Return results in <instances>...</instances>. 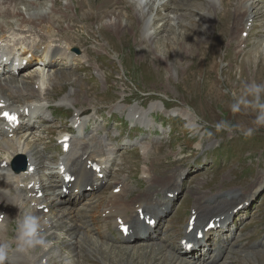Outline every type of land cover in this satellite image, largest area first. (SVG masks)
Returning <instances> with one entry per match:
<instances>
[{
  "label": "rangeland",
  "instance_id": "374dc122",
  "mask_svg": "<svg viewBox=\"0 0 264 264\" xmlns=\"http://www.w3.org/2000/svg\"><path fill=\"white\" fill-rule=\"evenodd\" d=\"M56 1L45 4L47 3V7L55 6L60 12L57 17L55 15V21L57 30L64 29V33L57 36L71 42L75 49H79V55L88 51L90 62L84 58V62L75 70H70L67 77L63 75L58 86L51 91L52 100L49 103L57 112V119L43 133L35 134L39 138L38 147L46 146L48 152L46 157H43V162L47 163L45 176L49 172L57 171L56 159L61 155V145L57 138L59 139L64 131H71V120L78 108H91L89 115L94 113V109H98L100 112L95 116L97 123L91 124L100 127L99 131H105L114 137L124 133L127 136L125 127L131 129L133 123L137 122L139 123L136 125H145L146 130L131 139L126 137L127 142H136L145 137L137 147L130 151L121 149L115 152L116 162L113 165L108 189L91 198L89 200L91 203H85L90 204L87 208L76 209L71 206L77 214L82 215L83 221L88 222L87 225H82L84 231L85 228L94 227L90 236L98 238L96 240L104 244L103 249L113 244L121 250V253L115 256L116 262H112V257H101L95 254L97 252L89 251V248L86 249L88 245L80 248L70 244L76 240V234L73 231L62 230L55 239H51L50 255H43L42 250L38 249L30 251L31 258L35 256L38 260L48 259L51 264H160L162 252L152 257L157 252L154 249L156 247H146L143 244L126 245L128 243L122 238L120 239L122 244L112 243L110 237L112 234L106 233L108 239L99 234L105 231L106 220L109 221L110 229L113 226L110 219H106L107 214L101 217V210L105 207L103 203H108L110 193L119 194L116 193L119 188L115 189V181L120 178L125 180L124 183L128 181L127 185H130L131 181L136 189L130 195V200H134L136 196L138 197L136 200L140 199L146 193L147 187V183L142 180V173L148 168L145 164L151 158L157 174L156 179L158 178L156 188H161L160 184L171 181L168 177L173 173H185L183 190L180 196L170 203L177 207L163 228L165 232L161 241L168 236L165 241L169 245L168 250L182 249L179 240L183 237L182 231L196 205L202 206L211 197L232 192L230 190H236L245 196L239 209L233 213V216L240 213L239 218L242 219L235 232L230 230L227 234L230 236L231 245L235 237L236 240L242 241L236 242L238 243L234 247L236 250H239L244 242L249 248H253L255 244H264V129L251 138H245L239 132L217 133L213 127L222 119L247 125L253 118L250 114L233 115L229 111L228 102L230 93H238L243 83L253 81L264 83L263 14L256 17L253 28L244 34L240 33V38L235 37L232 42L231 37L232 35L234 37L236 30L234 10L237 0H225V3L222 0V9L220 0H178L174 9L163 8L159 0L151 7L153 11L150 15L140 21L131 13L128 5L116 3L117 0H107L108 5L101 6V10L96 8L102 0H74L77 4L75 12L67 3L68 0ZM254 2L261 3L259 6L263 5L257 0ZM211 5H215L218 11L212 12ZM64 6L69 8L63 9ZM62 11L67 14H61ZM126 12L129 20L124 16L127 15ZM112 16L113 19L120 16L124 20L126 26L124 25L122 34H116L113 29H102L103 24L108 23ZM153 18L156 19L155 29L159 28L157 31L161 33L150 42L145 40L144 34L149 27H146V21L151 22ZM68 26L72 28L67 31ZM168 29L172 31L162 32ZM156 39H159V43H156ZM257 48L262 51L254 54L258 51ZM28 74L35 72L31 70L20 76H25L31 85L35 75L28 77ZM76 90L80 96L79 105L76 107L57 105L62 99H71ZM72 101L75 102L74 99ZM196 126L200 128L198 133L189 131V127ZM152 128L159 129L161 136L156 138L151 134L149 131H153ZM207 132H212L213 135L208 136ZM105 140L110 144L111 138L108 139L106 136ZM152 142L157 147L150 150L149 157H146L145 146ZM20 157L24 159L25 156L22 154L15 156L12 164L22 163L23 159ZM157 159H161L163 165L157 166L159 163L156 162ZM169 162L171 164L167 165ZM163 168H167L169 172ZM246 192L250 193L245 194ZM158 198L160 195L154 197V200ZM179 205L181 209L177 211ZM242 205L245 206L242 208L244 211H240ZM60 206V212L70 207ZM92 207L93 210H97L85 218ZM41 211L45 214L50 213L49 208L45 210L42 208ZM1 212L3 209L0 205V214ZM133 212L135 208L131 211ZM243 214L246 216L241 217ZM89 216H96V219ZM1 217H4V214ZM67 217L68 221L69 218L77 220L74 213ZM66 225L67 223H63V228ZM14 230L15 222L10 227L8 241L13 239ZM58 236L64 244L58 243ZM207 250L210 251L208 248ZM112 255L114 256L115 252ZM75 257H78L77 263L74 261ZM182 257L192 261L198 260V257H195L196 259L186 255ZM200 260L202 261V258ZM240 264H264V253L255 254L251 256L250 261Z\"/></svg>",
  "mask_w": 264,
  "mask_h": 264
},
{
  "label": "bare ground",
  "instance_id": "6f19581e",
  "mask_svg": "<svg viewBox=\"0 0 264 264\" xmlns=\"http://www.w3.org/2000/svg\"><path fill=\"white\" fill-rule=\"evenodd\" d=\"M54 1L57 2L56 0ZM68 1L67 3L71 5V9L73 8V11L75 12V10H77V4H75L74 0ZM157 1L159 0H117L116 3L123 4V6L128 5L132 10L131 13L140 21L150 15L151 11H153L151 7L156 4ZM254 1L255 0H253V2L252 0H237V6L234 10V28L236 29V35L234 34V37L232 35V42L235 37L239 39L241 34L246 33L245 31L250 30L254 27L255 21L257 20L256 17H260V15L262 14V16H264V0H257L259 2H262V6H259L261 3H256ZM45 2L53 3V0H0V43L3 48L4 55L8 54L15 58H20V61H23L25 59H28L29 55L35 54L34 61H36L37 63H44L43 69H34L35 74H28V77L35 75L33 83L31 85L28 84L29 81L24 78L25 76H20L22 75V73H20L18 77H15L8 73V67L4 68V74L1 73L0 69V105L2 108L6 106L8 110L14 109L15 111H19L20 109H26L38 104L43 111V115H45L44 110H50L53 115L54 111L49 103V101L51 102L52 100L51 91L58 86L59 80L63 75L65 77L70 75L68 73L69 70L67 69L65 70L55 68H58L60 65H63V62H66V67H69L71 69L76 66L75 61L80 60L73 51V49H75L73 47V44L71 42H68L65 38L57 36V34L64 33V29L57 30V21H55V15L57 17L58 15H60V12H58L55 6L47 7V3L45 4ZM159 3L160 6L165 9H174L175 5L178 4V0H160ZM223 3H225V0H223ZM220 4L222 9V0H220ZM106 5H108L107 0H102L101 4L99 3L96 10H101V6ZM65 6L63 7V9L65 8L67 10L69 6ZM211 10L212 12L217 10L215 5H211ZM61 14L66 15L67 13L65 14V12L62 11ZM126 14L127 15L124 16L129 20L128 12H126ZM176 19L178 20L179 16H177ZM250 19H252L251 25H249ZM261 21L263 22V20ZM155 22V18H153L151 22L146 21V27L149 26V31L147 30V32L144 34V37L145 40H148L150 42L153 41V38H157V35L161 33V31L159 33L157 31L159 28L155 29ZM179 23L180 21L178 22V24ZM124 25L126 26L122 17L119 16L113 19L112 16L110 17L108 23L103 24L102 29H113L116 34H122L125 29ZM262 25H264V23ZM70 28H72V26H68L67 31ZM168 31L172 30L168 29L163 30L162 32ZM156 43H159V39H156ZM256 50L258 51H255L254 54L262 51L261 49L259 50V48H257ZM37 52H41V58L37 57ZM82 54L83 55L81 58H86L87 62H90L89 52L86 51ZM46 57H50L48 61L44 60V58ZM81 61L84 62V60ZM28 69L26 70L28 71ZM25 71H23V73L25 74L31 72V70L28 72ZM73 95L74 96L71 97V99H62L61 101H59V104L57 103V105H61L64 107L65 105L76 107L80 103V96L77 94V90L74 91ZM73 99L75 102L72 101ZM6 108L1 109L0 112H3ZM90 111L91 108L89 107L77 109L71 122L73 124L79 121L82 122L80 126L83 127V137L85 139L76 142L75 138H72L70 140L71 152L67 155V157H64L62 154L59 156V158L57 157V171H53V166V172H49L46 176L44 170L47 168V163L45 162V164L43 160L48 152L46 146H44L43 148L38 147L39 145L37 141L39 140V138H37L36 135L24 134L19 137L14 136L13 138H9L5 133H0V205L3 209V212L1 213L4 214V217L0 216V241H8L7 238L10 234V227L15 222L19 211L26 210L34 212L36 215L40 216L42 218V221H47V223H42V232L45 235L46 239L51 242V244V239H55L58 235V232H60L61 230L73 231L77 237L76 240L72 241L70 244H74L75 246H78L80 248L84 245H88L86 249L89 248V251L91 250L97 252L95 254H99L101 257H112V262H116L115 256H117L118 253H121V250H119L117 246L109 244L108 247L106 246L107 248L103 249L102 247L104 246V244L100 242V240H96L98 238L95 239V237H91V233H93L92 230L94 227L85 228L86 230L84 231L82 225H87L88 222L83 221L82 215L77 214L74 209H71V206L69 207V209L67 208L66 210L60 212V205H65L67 207L69 206V204L64 200H58L59 195L63 194V192L61 191L62 188L65 187V185L63 184V180L60 179L61 175L59 173L62 166L66 169L67 172L71 171L72 173L73 171V173H75L76 175L81 174L82 178L85 180L82 184H87L90 182L89 180L96 181L97 178L96 176L91 178L87 171L79 172L80 169L78 170V168L80 164L83 163L84 165H92L94 163H97L105 168L106 173H110L111 175L113 171V165H115L114 163L116 162L114 156L116 154L115 145L112 144V138H114V136L106 134L105 131H99V129L101 130V128L94 125L92 132H87V127L89 124H91L92 122L97 123L95 121V116H97L100 112L98 111V109H94V113L89 115ZM140 116L138 117L139 119ZM32 118L42 119L40 114L36 112L32 113ZM137 123L133 124L135 125ZM30 124H32V122H30ZM1 126L2 123L0 121V128ZM67 136H71V134L69 133V131H64L63 134L60 135L59 139L57 138V141H61ZM106 136L108 139L111 138L110 144L106 142ZM155 147H157V145H155L154 142L149 143L148 146H145V156L149 157V151L153 150ZM61 149H63V144L61 145ZM19 154H22V156H25L28 159L27 168L25 171H20L19 173H15L14 171L11 173L10 170L7 169H11L13 161L12 159ZM156 162H159L156 164L157 166L163 165V161L161 159H157ZM175 162H177V160L174 161V163ZM170 164L171 162L167 163V165ZM145 165L149 169L146 168V170L142 173V180L143 182L147 183V187L145 190L146 193L144 194V196L141 197V195H143L142 193L140 195V199L136 200V198H138L136 196L134 197V200H130V195L134 192L136 187L132 185L131 181H129L130 185H127L126 183L128 181L124 183L125 180H121L119 178L117 179L118 181H115V189H120L119 194L114 195V193H110L108 195V203H103L105 207L103 208V210H101V217L104 214H107L106 219H110V223L113 225L111 229L118 230L124 225H139L142 227V229L145 228L146 234L143 237L144 239L138 240L139 236H141L142 233L141 230H137L130 237L122 238L123 241L127 242L128 244H130L131 241H135L134 244L141 242V244L145 245L146 247H156L154 249L157 252H155L152 257L154 258L157 253L162 252L163 256L160 259V264H240L250 261L251 256H254L255 254L264 253V244H255L253 245V248H249L247 246V243L244 242L239 250L234 249V247H236V244H238L236 242H242L240 241L241 239L236 240V237L233 238V245H231L232 243L229 240L230 236L227 235L230 231L229 228L232 224L235 229L231 231L235 232L236 228L241 224V222L236 219L239 218L240 213L235 218V215L233 216V213L237 209H239L243 202V199L245 198L242 193L239 194L238 192H236V190H230L232 192H226L221 196H213L211 197V199H208L202 206L196 205L194 207V210L190 214V219L186 227L182 231L183 237L179 240L182 249L176 248L173 250H168L169 245L167 244V242H165L168 239V236L164 241H161L165 232V230H163V222L166 221V223H168V219L171 218L174 213L175 207H177L176 205H171L170 203L174 202L175 199L180 196L185 181V176L183 177L185 173H173L172 176L168 177L171 181H166L163 184H160L159 187L161 188H156L158 178L156 179L157 174L155 173L152 158ZM163 170L169 172L167 168H163ZM114 175L116 177V174ZM128 178L129 180L131 179L129 176ZM133 179L135 180V178ZM75 187L78 188V183L75 185ZM108 187L109 184L108 186H105V188L103 189V193L105 192L106 188L108 189ZM167 188L170 189L167 190ZM73 192L74 191H72L71 193ZM41 193L42 195L40 196ZM58 193L60 194L58 195ZM249 193L250 192H246L245 194ZM158 195H160L161 199L158 198L157 200H154V197ZM124 199H126L125 202ZM163 201H166L168 203L163 204ZM85 205L86 204H84V206ZM244 207L245 206H243L242 208ZM41 208H43V210L49 208L50 213L45 214L43 211H41ZM134 208L135 212L131 213ZM180 209L181 206L176 210L178 211ZM248 209L249 207L247 208V210ZM96 210L97 209L93 210V207L90 208L88 210V213L85 215V218L88 216V214H92ZM140 210H142L144 216L155 215L159 225L154 232L146 226L140 224L141 222L138 219ZM72 213H74V217L76 216L78 221H74V219L72 220V218H69L70 221L66 220V217L71 216ZM92 218L96 219V216H93ZM192 219L193 222L191 223ZM211 221L214 222V230L206 232L205 230L209 226ZM105 222V226L107 227L109 221L106 220ZM63 223H67L64 228ZM191 225L193 226V229L192 231H189V227ZM108 232L112 234L109 231V228L107 231L99 232V234L104 239H108L106 235V233L108 234ZM86 233L88 235H86ZM198 233L203 234L202 240L197 239L196 236ZM251 237H253V235ZM60 238L61 237L58 236V243L64 244L63 241L59 240ZM183 240H187L186 243L182 244ZM189 243L193 244V250L196 252L198 257L197 261H192L188 258L185 259L182 257L185 255L187 257L191 256V258L196 257V255H193V252L191 253V255L190 252L185 251L184 248ZM50 247H48L47 249L37 248L34 250L41 249V252L44 253L43 255L47 256L50 255ZM207 248L210 249V251H208ZM254 249L260 250L256 251ZM114 252L115 255L113 256L112 254ZM30 253L31 252L15 253V255H12L10 257V260L7 262V264H51L49 263L48 259L38 260L34 255V257L31 258L32 254L30 255ZM74 255L75 254L73 253V256ZM201 258L202 261L200 260ZM58 261L60 262L59 259ZM74 261L75 263H77L78 257H75Z\"/></svg>",
  "mask_w": 264,
  "mask_h": 264
},
{
  "label": "clouds",
  "instance_id": "9594fccd",
  "mask_svg": "<svg viewBox=\"0 0 264 264\" xmlns=\"http://www.w3.org/2000/svg\"><path fill=\"white\" fill-rule=\"evenodd\" d=\"M228 108L233 115L250 114L253 118L247 125L222 119L213 125L217 133L239 132L245 138H251L264 129V83L255 81L243 83L238 93H230ZM189 131L198 133L200 128L199 126L189 127ZM207 135L211 136L213 133L207 132ZM42 223H47V221H42V218L34 212L20 210L15 219L13 239L0 241V264H7L14 253H28L37 248L50 247L51 242L42 232Z\"/></svg>",
  "mask_w": 264,
  "mask_h": 264
},
{
  "label": "water",
  "instance_id": "95a60500",
  "mask_svg": "<svg viewBox=\"0 0 264 264\" xmlns=\"http://www.w3.org/2000/svg\"><path fill=\"white\" fill-rule=\"evenodd\" d=\"M21 169H22V170L26 169V166L24 165Z\"/></svg>",
  "mask_w": 264,
  "mask_h": 264
},
{
  "label": "snow or ice",
  "instance_id": "6c2138e0",
  "mask_svg": "<svg viewBox=\"0 0 264 264\" xmlns=\"http://www.w3.org/2000/svg\"><path fill=\"white\" fill-rule=\"evenodd\" d=\"M127 229H125V231H126Z\"/></svg>",
  "mask_w": 264,
  "mask_h": 264
}]
</instances>
